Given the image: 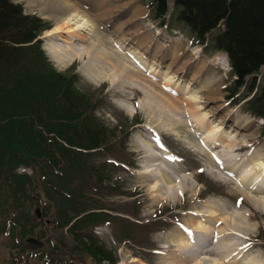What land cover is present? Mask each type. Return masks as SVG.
Here are the masks:
<instances>
[{"label": "rangeland", "instance_id": "obj_1", "mask_svg": "<svg viewBox=\"0 0 264 264\" xmlns=\"http://www.w3.org/2000/svg\"><path fill=\"white\" fill-rule=\"evenodd\" d=\"M10 1L19 4L24 14L39 18L44 30L37 37L40 43L37 45L33 42L26 46L17 64L0 65V110L5 111L7 108L5 117L2 120L0 118V123L9 124L8 119L11 118L18 122L12 123L16 131L24 135L23 137L36 141L40 134L29 124L32 123L30 114L42 109L41 103L45 99H49L51 103L47 105V111L54 112L52 100L61 96V92H71L72 86L73 91L81 92L86 99H90V104L95 102L89 113L88 119L91 120L85 125L86 130L92 129L93 122L94 127L103 128L104 134L100 133L98 136L102 141L101 146L89 149L90 136H86V130L77 134L71 131V144L87 142L88 146L83 149L72 147L79 154L71 156L70 164L61 171L62 173L57 167L45 163L44 158L40 159L33 169L26 166L17 167V174L25 172L23 174L32 176L20 185L24 190L18 192H21L18 196L19 204H16L19 208L11 207L10 211L0 215V264H195L196 259L193 257L199 254L194 253H200L202 249H189L188 246L181 249L177 241L181 237L179 234L183 235L185 231L182 226L194 227L195 223H203L204 220L207 223V217H195L192 215L193 211L206 216L209 210L213 213L216 211L214 215L219 218L231 220L234 231L225 230V233L233 234H226L222 243L232 245L234 256L229 258L230 264H264V213L253 208L250 202L242 197L241 189L244 188L236 186L227 172L221 175L230 178L231 182L217 175L221 172H216V176L209 171L217 169L215 164L203 155L204 151L200 147V139L206 135V130L212 132L211 135L219 134L214 132V127L223 123L227 133L234 129L230 138L225 136V139H235L237 148L243 147V151L235 150L236 153H229V158L234 155H247L252 151L264 153V124L256 121L257 117L247 111L245 99L241 100V97L247 95L246 88L241 87L234 97L231 96L233 76L229 65H226L225 54L201 46L187 28L173 21L172 17L170 21L167 17L168 26H162L159 20L153 17L148 0H133L134 7L139 11L135 16H132L134 8L128 7L131 5L130 0H96L98 7L95 6V12L89 10L94 23H99L102 17L104 22L110 21V26L101 30L105 35L119 29L115 36H109V42L105 41L107 49L116 56L125 58L133 68L130 63L133 57L128 56L126 50L132 47V50H137L147 57L148 60H144L146 63L154 64L152 69L156 65L155 69L161 72L158 76L152 75V78L146 75L145 68L137 66L133 68L139 74L132 76L138 78H134L137 80L135 82L129 79V74L124 75L117 72V69L109 68L106 72L109 76L107 75L106 79L102 77L93 80L85 75V67L91 62L96 63L92 58L93 39H96L93 32L87 35L85 40L76 42V47L83 48L90 54L85 52L81 58L74 57L64 67H58L44 49L46 40L43 34L59 22L60 16L56 14L59 9L54 7L51 11H46L40 6H32L28 0ZM71 1L78 4L82 2ZM167 3L171 6L169 0ZM97 10H100L99 13L103 16L99 17L97 14L96 17ZM120 38L124 40V48L119 50V53L126 54L125 56L113 51ZM195 51H198V54L195 55ZM263 68L257 74V82L260 83L264 78ZM163 76H173L181 88L176 89L177 83L162 84ZM109 78L113 81L110 82ZM135 85L145 86L148 92L138 90L133 87ZM65 86L70 87L69 91L64 90ZM196 86L201 87L196 92L197 99L202 101L199 108L195 106L198 104L189 101L195 94L193 91ZM126 102L133 109L131 114L119 106V103ZM146 102H151L150 105L153 106L150 107L158 108L162 114H147L143 108ZM209 110L217 112L209 117ZM17 111L23 118H18V113L15 114ZM202 115H206L208 129L194 132L192 119L203 120ZM52 116L58 115L53 113ZM58 122L59 118H52L40 130L41 133L48 138L55 137L60 140L62 130L58 128ZM232 122L238 125L250 123V126L240 130L229 129ZM53 123L55 127L50 128ZM242 135L249 137L248 148L244 147L241 141ZM158 137H161L160 141L178 157V161L174 158L170 161L178 162L179 170L178 166L170 165V169H167L169 175H172L170 184L178 185L177 173L185 177L186 183H182L184 189L180 185L177 189L173 186V190H170L172 193L167 191L165 196L154 195V178L146 169L151 172L156 168L165 170L167 163L162 164L163 159H158L154 162L159 165L154 168L153 162L146 156L147 152L141 145V142H148L149 148L159 154L160 149L154 147L151 141V138ZM44 141L48 142V139L44 137ZM40 142L38 140L39 144ZM35 143L37 145V141ZM49 143L50 148L55 151L53 140ZM64 144L72 146L66 142ZM222 148L220 146L217 150ZM226 148H223V155ZM37 149L40 151L39 147ZM258 161H247L237 168L239 171L250 170L251 175L255 172L251 168L256 167ZM41 169L47 175H41ZM5 187V179L0 173V190ZM251 195L256 196L254 192H251ZM262 195L264 196V193ZM8 206L13 204L8 203ZM36 211L40 212V218H37ZM212 223L214 231L222 226L219 221ZM28 237L40 240L42 246L26 243L25 238ZM201 237L197 236L200 241L198 243L203 244ZM211 241L216 244L217 239L211 237ZM209 242L210 237L205 244ZM19 247L25 250L21 259L17 260ZM203 247L206 246H201ZM241 247L243 250L240 252ZM203 250L200 260H219V256L207 252L208 248ZM219 252L230 254L231 250L224 249Z\"/></svg>", "mask_w": 264, "mask_h": 264}, {"label": "trees", "instance_id": "obj_2", "mask_svg": "<svg viewBox=\"0 0 264 264\" xmlns=\"http://www.w3.org/2000/svg\"><path fill=\"white\" fill-rule=\"evenodd\" d=\"M148 1L153 17L157 18L160 24H164L169 12L167 0ZM171 17L176 23L184 25L200 45L226 54L231 73L235 76L231 96L234 97L241 87L246 88L247 95L241 99L250 96L245 102L247 110L254 116L264 118V78L261 83L257 82V74L264 67V0H173L168 15L169 21ZM43 27L39 18L24 14L19 4L10 0H0V65L17 64L26 46L33 42L37 45L40 43L37 37L44 30ZM72 88L71 86V92H61V96L52 100L55 106L54 112L47 111L46 107L51 103L49 99H45L41 103L42 109L30 114L32 123L29 124H32L33 130L40 134V137L36 138L38 146L36 141L33 142L16 131L12 123L17 121L8 117L9 124L0 123V153H2L0 173L6 183V187L0 190V215L7 213V210L10 211L11 207L19 208L16 207V204H19L18 196L24 190L20 185L32 176L27 173L17 174L15 170L18 166L23 165L33 169L39 160L44 158L45 163L57 167L61 172L70 164L71 156L79 154L72 147L87 148V142L71 144L69 135L71 131L77 134L81 130H86L85 125L91 120L88 119L89 113L95 102L90 104V99H86L81 92L73 91ZM68 89L70 87L65 86L64 90L69 91ZM5 111L0 110L1 120L6 115ZM17 113L18 111L15 112ZM53 113L58 116H52ZM17 115L18 118H23L22 114ZM52 118H59L58 128L62 130L60 140L55 137L48 138L40 131ZM19 123L21 125V122ZM53 124L49 127L54 128L55 124L54 126ZM93 125L92 122V129L86 130L85 133L86 136L87 134L90 136L89 149L100 147L102 141L98 136L100 133L104 134L103 128ZM36 135L38 137V134ZM44 137L48 142L44 141ZM52 140L55 151L50 148L49 142ZM63 141L72 146H66ZM40 173L47 175L42 169ZM20 190L21 192L18 193ZM8 203L13 206H8ZM24 250L23 247H19L17 260L21 259Z\"/></svg>", "mask_w": 264, "mask_h": 264}, {"label": "bare ground", "instance_id": "obj_3", "mask_svg": "<svg viewBox=\"0 0 264 264\" xmlns=\"http://www.w3.org/2000/svg\"><path fill=\"white\" fill-rule=\"evenodd\" d=\"M28 1L30 4H33L32 6H35V7L40 6L43 9H45L46 11H51L52 8H54V7H57L59 9V11L56 12V14L60 16V18L58 19L59 22H56V25L52 29H48L43 34V36L46 40L44 42V44H45L44 49L46 50L49 57L56 63V65L58 67H64L74 57L81 58V56L85 52H86V54H90L89 51H86L83 48L76 47V45H77L76 42H78V40H85L86 36L90 35L93 32L96 39H93L94 44H92V45H94V46H92V47L94 49V52L93 51L92 52L94 53V57H92V58L96 61V63L91 62L90 65H87L85 67L86 77H89L91 79L93 78V80L101 79L102 77L106 79L109 76L108 74H106V72H108L110 70L109 68H114V69L118 70L117 72H119V73L122 72L124 75L129 74V79L137 82V80H134V78L136 79L137 77H134V78L132 77V76L139 75L138 72H135L133 69L137 66L139 68L140 67L145 68V70H146L145 72H146L147 76H149V75L152 76L155 74L157 76L160 75L161 71L159 69H155V68H157V66L155 65V68L152 69V67H154L153 66L154 64L151 62L146 63L145 61L148 60L147 57L143 56V54L138 52L137 50H132L131 49L132 47H130V48L128 47V49H126V50H128L127 55L130 57L131 56L133 57L132 61H130L133 68L128 64V62L125 60V58L122 59V58L116 56L112 51L110 52L109 49H107V47L105 46V41L107 40L109 42V40H108L109 36H115L116 33L119 31V29L118 28L114 29L113 31L109 32L110 33L109 35H105L104 33H102L101 30H106L107 27L110 26V21L104 22L105 19L102 17V18H100L99 23H97V24L94 23V21H93L94 19H92V15H91V12L89 10H91L92 12H95L93 10H94V8L97 9L96 7H98V5H97L98 1H96V0H80L82 2L79 4L74 2V1H71V0H28ZM100 2H102V1L100 0ZM169 2L172 5V0H169ZM129 4H131L130 6H128L129 8H134V10H133L134 13L132 14V16H135L139 12L138 8L134 7L133 0H130ZM97 11H96V17H97V14L99 15V17L103 16L102 13H99L100 10L98 12ZM83 35H85V36H83ZM165 36L167 38V35H165ZM110 40H111V38H110ZM117 43L118 44H115V47H114L116 50L113 48L112 49L115 53L121 55L119 53V50H122L124 48V45H123L124 40L120 38V39H118ZM97 48L98 49L100 48V49L98 50ZM197 52L198 51H195L194 54L195 55L198 54ZM123 55L125 56L126 54H122L121 56H123ZM224 57L226 58V56H224ZM120 59H122V60H120ZM124 60L127 64L124 62ZM212 60H214V59H212ZM225 60H226V65L228 66L227 59H225ZM107 66H108V68H107ZM82 71H83V69H82ZM152 73H154V74H152ZM164 76H166V75H164ZM110 79L111 78H109L108 80H110ZM162 79H163L162 84H164V85L165 84L169 85L170 83L171 84L177 83V81H176L177 79H173V76L172 77H169V76L164 77ZM111 81H113V79H111L110 82ZM135 82H133V83L138 84ZM162 84H161V87L163 88L164 86H162ZM175 85H177V88H176L177 90H178V88H181L179 83H177ZM139 86L140 85H135L133 87H136L138 90H140L142 92H148L147 88L145 86L144 87L143 86L139 87ZM200 88L201 87H197V86L195 87V90L193 91V92H195V94L193 93L194 95H192V97H190V100H189L191 102H194L195 104H198V105H195V106H197V108L201 107L200 103H202V101H200L199 98L197 99L198 95L196 96V92H198V90ZM150 91L152 92V90H150ZM172 99H173V97H172ZM186 99H188V98H186ZM164 101H166V100H164ZM150 103L146 102L143 105V108H145V111H147V114H150L152 116L153 115L154 116L160 115V113L162 111L160 112L158 110V108L156 109L155 107L154 108L150 107V106H153V105H150ZM119 106L122 107L128 114H131V112L133 110L132 108H130L127 105V102H126V104L119 103ZM187 111H189V110H187ZM216 112H217V110H211V111L209 110L208 116L212 117V116H214V114ZM150 115H149V118H150ZM202 116H203V118H202L203 120H201L200 118L198 119L199 121H197V119L196 120L192 119V126L195 125V127L193 128L194 132H196L197 130L198 131L202 130L203 128L208 129L209 123H208L207 119L205 120L206 115H202ZM155 119H158V118H155ZM150 120H152V117L150 118ZM223 120H225V118H223ZM259 120L261 121V119H259ZM256 121H258V120H256ZM158 125H160V124H158ZM230 126H232V127H230ZM230 126H229V129L236 128V130L237 129L240 130L241 128H248L250 126V123H248L247 125L246 124H243V125L239 124L238 125V124H236V123L234 124L232 122V124H230ZM224 127H225V125H223V123H218L214 127L215 128L214 132L216 131L219 134L211 135L212 132L210 133L209 131L206 130V133H205L206 135L202 136V138L200 139V145H201L200 147L202 148L201 150L204 151V153L202 152L203 155L205 154V156L208 157L213 164H215V168L217 169L215 171H213V170H209V171L214 175H216V172H221V173H217V175H220L225 181L231 182L230 178L223 177V175H221L222 173L227 172V174L233 178L236 186L244 188V189H241V192L243 194L242 197H244L248 202H250V204L253 206V208L259 209L260 212L264 213V196L262 195V193H264V184H263V180H264V153L252 151L247 155L244 154L243 156H240V157H237L236 155H234L232 158H229V155H228L229 153L232 154V153L243 151L242 150L243 147L237 148V145H236L237 140H235V139H232V141H228L227 139H225V136H227L228 139L230 138V134H231V132L234 131V129H232V131H230V133H227L228 130H225ZM150 130H152V129H150ZM154 131L158 132L156 130H154ZM151 135H153V134H151ZM240 138H242L241 141L244 143L243 144L244 147L248 148V145H249L248 138L249 137H245L244 135H242V137H240ZM151 141H152V144L154 145V147L160 146L159 141H157L155 138H151ZM224 142H226V145H224ZM141 145L144 147L145 151L147 152L146 156L149 158V160L151 162H153L154 168H155V166L159 165V163L155 164V162H154V161H157L158 159H163L162 164H164L163 162L167 163V164H165V166H166L165 170H159L158 168H156L154 170V172H151L150 169H146L147 172L150 173L149 175H151V176L153 175V178H154V185L152 186L154 195L155 196H159V195L162 196L164 194V196H165L167 194V191L173 190V188H172L173 186H175V189H177V186L180 185L184 189L185 187L182 186V183H183V185L186 184V183H184L185 177H183V176L181 177L178 173H177L178 177H176L179 180L177 182L178 185L176 186L175 183L172 185L170 184L172 182V180H171L172 175L171 176L169 175L168 170L170 169V166H173V167L178 166L177 169L179 170L180 166H179L178 162L169 161V160L165 161V158L162 157L163 155L162 156L160 155V157H159L158 151L155 152L149 148L150 143H148V142L147 143L141 142ZM220 146H222L224 149L227 147L225 152H224V155L222 153L223 148L220 150L219 149L217 150V148H219ZM158 150H159V148H158ZM201 150H198V152H200ZM235 150H237V151L234 152ZM247 151H249V150H247ZM159 153H160V151H159ZM254 159H257L259 161L256 163L257 164L256 167L251 168L252 170L253 169L255 170V172L253 174L250 175L249 174L250 170H247V169L242 170V171L238 170L237 166L243 165L247 161L253 162ZM171 160H173V159H171ZM160 164H161V162H160ZM174 172L176 173V171H173V173ZM170 173H171V170H170ZM165 174L166 175L168 174L169 176H166ZM247 189L249 191H246ZM164 192H166V193H164ZM174 192H176V191H174ZM251 192L252 193L254 192L256 196L251 195ZM214 213H213V211L209 210L208 214H206V216H205L204 214H199V212L193 211L192 215L195 217H197V216L198 217H204V218L207 217L208 218L207 223H206V220H204V222H205V223L203 222L204 224L201 221H198L197 223H195L196 225H194V227L190 226L191 229L182 226V229L185 230V231L182 230L184 232V233H182L183 235L178 233L181 237L178 238L179 241H177V242H179V246H181V249H185V248H187V246L189 247V249L194 248V247L198 248L200 250L202 249L200 253L199 252L194 253V255L199 254V255L193 257L194 259H196L195 264H206V263H208V264H230L229 263L230 261L228 262V260H229V258H232L234 256L232 254V248H231L232 245L230 246V244H228V243H225L227 245L222 244L223 243V237L226 234L227 235L229 233L233 234L231 232L225 233V230L226 231L227 230L228 231L233 230V227L231 225V220L229 219V221H228V220L224 219L223 217L219 218L218 216L214 215ZM230 218H234V217H230ZM224 220H225V222H224ZM238 220H239V218H238ZM218 221H219V224H221L222 226L217 231H214L213 227L211 226L213 224L212 222H218ZM232 223L234 224V220ZM245 223H247V222H245ZM234 226H235V224H234ZM185 232H186V234H185ZM214 234H215V236H214ZM176 235H177V233H176ZM197 236H199V237L202 236L200 239H203V241H204L203 244L198 243L200 241L197 238ZM207 236H208V238H207ZM209 237H210V242L205 244L206 241L209 239ZM211 237L212 238L214 237V239L215 238L217 239L216 244L212 243ZM180 238H181V240L183 239L184 241H181ZM208 244H209V246H207ZM211 245H214V246H211ZM201 246H206V247L201 248ZM204 248H208L207 252L219 256L218 257L219 260L209 259V258H207V259L202 258L200 260V257L203 254ZM210 248H211V250H210ZM224 249L231 250V253L227 254V252H223V254H222L219 252V251L224 250ZM239 250L241 252L243 250V248L241 247V249H239ZM214 251H216V252H214ZM204 254H206V253H204ZM182 260L184 261L186 259H182ZM231 264H235V263L232 262ZM239 264H247V263L242 262Z\"/></svg>", "mask_w": 264, "mask_h": 264}, {"label": "water", "instance_id": "obj_4", "mask_svg": "<svg viewBox=\"0 0 264 264\" xmlns=\"http://www.w3.org/2000/svg\"><path fill=\"white\" fill-rule=\"evenodd\" d=\"M37 215L39 216V211H36ZM26 242H30L34 245H37V246H41L42 245V242L40 240H37L36 238L34 237H28L26 239Z\"/></svg>", "mask_w": 264, "mask_h": 264}]
</instances>
